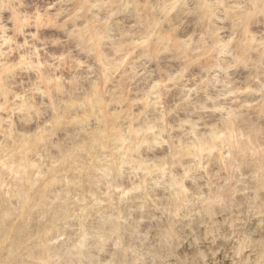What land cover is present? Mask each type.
<instances>
[{
	"label": "rangeland",
	"instance_id": "obj_1",
	"mask_svg": "<svg viewBox=\"0 0 264 264\" xmlns=\"http://www.w3.org/2000/svg\"><path fill=\"white\" fill-rule=\"evenodd\" d=\"M157 2L0 0V264H264V0Z\"/></svg>",
	"mask_w": 264,
	"mask_h": 264
},
{
	"label": "bare ground",
	"instance_id": "obj_2",
	"mask_svg": "<svg viewBox=\"0 0 264 264\" xmlns=\"http://www.w3.org/2000/svg\"><path fill=\"white\" fill-rule=\"evenodd\" d=\"M154 1V0H153ZM158 2H159V0H158ZM157 2V3H158ZM161 2V1H160ZM174 2V1H173ZM62 3V2H61ZM150 3H151V1H150ZM77 4V3H76ZM159 4L161 5V3H158L157 5L159 6ZM170 4V3H169ZM174 4V3H173ZM70 5V4H69ZM167 5H168V2H167ZM203 5V4H202ZM78 6V5H77ZM93 6V5H92ZM136 6V5H135ZM156 6V5H155ZM172 7H173V5H171ZM175 6V5H174ZM6 7V6H5ZM74 7V6H73ZM161 7V6H160ZM159 7V8H160ZM165 7V6H164ZM169 8V7H168ZM204 8V7H203ZM92 9H94V7L92 8ZM164 9V8H163ZM165 13V12H164ZM79 15H80V13H79ZM81 16V15H80ZM94 16V15H93ZM96 18V17H95ZM156 20H157V18H156ZM159 21V20H158ZM36 22V21H35ZM137 22V21H136ZM173 24V23H172ZM89 25H90V23H89ZM129 27V26H128ZM173 27V26H172ZM171 27V29L173 30V28ZM100 28V27H99ZM107 30V29H106ZM109 30V29H108ZM175 30V29H174ZM90 32V31H89ZM98 32V31H97ZM246 34V33H245ZM152 35V34H151ZM163 36H165L164 34H163ZM152 37H154V36H152ZM163 38V37H162ZM156 39V38H155ZM161 39V38H160ZM148 40V39H147ZM192 40V39H191ZM150 41V40H149ZM161 42V41H160ZM154 43V42H153ZM159 43V42H158ZM151 44H152V42H151ZM148 45H150V44H148ZM156 45V44H155ZM141 46H142V44H141ZM151 46V45H150ZM143 47V46H142ZM145 47V46H144ZM149 47V46H148ZM184 52V51H183ZM145 53V52H144ZM138 55H139V53H138ZM102 59V58H101ZM118 60V59H117ZM39 64V63H38ZM102 64V63H101ZM103 67V66H102ZM108 71H109V69H108ZM110 72V71H109ZM110 75V74H109ZM75 123V122H74ZM7 124V123H6ZM76 124V123H75ZM81 125V124H80ZM80 127V126H79ZM82 129V128H81ZM50 133V132H49ZM99 137V136H98ZM101 137V136H100ZM99 137V138H100ZM96 138V137H95ZM93 140V139H92ZM97 141V140H96ZM101 141V138H100V140H99V142ZM90 146V145H89ZM9 235V234H8ZM7 237V236H6Z\"/></svg>",
	"mask_w": 264,
	"mask_h": 264
}]
</instances>
